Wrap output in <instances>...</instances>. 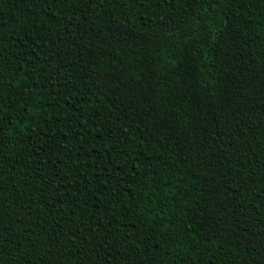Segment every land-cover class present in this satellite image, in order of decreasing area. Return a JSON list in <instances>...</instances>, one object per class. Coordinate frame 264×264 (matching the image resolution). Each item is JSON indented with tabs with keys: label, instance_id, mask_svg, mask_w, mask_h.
Returning a JSON list of instances; mask_svg holds the SVG:
<instances>
[{
	"label": "trees",
	"instance_id": "16d2710c",
	"mask_svg": "<svg viewBox=\"0 0 264 264\" xmlns=\"http://www.w3.org/2000/svg\"><path fill=\"white\" fill-rule=\"evenodd\" d=\"M0 264H264V0H0Z\"/></svg>",
	"mask_w": 264,
	"mask_h": 264
}]
</instances>
